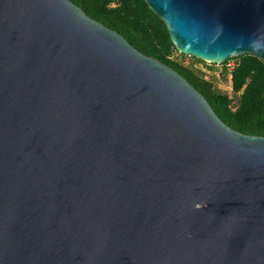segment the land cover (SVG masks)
<instances>
[{
    "label": "water",
    "instance_id": "95a60500",
    "mask_svg": "<svg viewBox=\"0 0 264 264\" xmlns=\"http://www.w3.org/2000/svg\"><path fill=\"white\" fill-rule=\"evenodd\" d=\"M178 54L264 62V0H144ZM0 264H264V137L69 0H0Z\"/></svg>",
    "mask_w": 264,
    "mask_h": 264
},
{
    "label": "trees",
    "instance_id": "16d2710c",
    "mask_svg": "<svg viewBox=\"0 0 264 264\" xmlns=\"http://www.w3.org/2000/svg\"><path fill=\"white\" fill-rule=\"evenodd\" d=\"M89 18L121 35L133 48L176 71L208 102L215 115L229 128L250 136L264 137V62L252 55L229 60L234 66L215 78V65L178 54L164 23L144 0H69ZM222 65L226 66L227 63ZM196 64L202 65L197 68ZM229 84L220 92L216 84Z\"/></svg>",
    "mask_w": 264,
    "mask_h": 264
},
{
    "label": "rangeland",
    "instance_id": "374dc122",
    "mask_svg": "<svg viewBox=\"0 0 264 264\" xmlns=\"http://www.w3.org/2000/svg\"><path fill=\"white\" fill-rule=\"evenodd\" d=\"M184 62H185L186 64H189V63L192 62V60H191V58L186 57L185 60H184ZM234 63H235V62H233V61H229V63H227L226 66H224V67H222V65H215V67H214V69H215V75H214L215 78H216L217 80H222V77H221V75H220L221 70H222L223 68H225V69H227V70H230V69L234 66ZM196 67H197V68H201L202 65H200V64H196ZM216 87H217V89H218L220 92H223V93H229V92H230V88H229V84H228V83H227V84L217 83V84H216Z\"/></svg>",
    "mask_w": 264,
    "mask_h": 264
}]
</instances>
